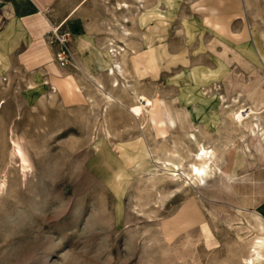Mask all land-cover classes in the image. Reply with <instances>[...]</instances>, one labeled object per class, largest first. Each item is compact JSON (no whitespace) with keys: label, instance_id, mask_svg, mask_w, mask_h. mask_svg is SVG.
<instances>
[{"label":"rangeland","instance_id":"rangeland-1","mask_svg":"<svg viewBox=\"0 0 264 264\" xmlns=\"http://www.w3.org/2000/svg\"><path fill=\"white\" fill-rule=\"evenodd\" d=\"M123 1L130 5L129 10L117 8V3ZM88 2L90 32L103 39L102 54L108 49L110 39L135 52L123 62L120 56H113V59L119 58L117 61L123 67L118 80L130 96L134 90H141L175 102L178 90L172 79L184 66L180 57L184 56L191 64L208 61L211 47L215 54L227 58L234 79L245 88L246 96L250 94L238 70L244 62L238 46L247 40L253 45L255 38L248 27L254 19L258 22V32L264 31V0H251L250 13L244 0H178L174 13H169L165 23L149 20L145 25H139L137 18L143 12L154 14L159 10L163 13L165 6L161 1ZM3 14L0 0V25ZM181 18L205 28L204 52L198 45L199 35L189 42L185 40ZM208 23L219 26L214 30ZM59 29L56 26L50 36L52 45L55 36L68 42V35L58 34ZM123 29L128 31L127 37L122 36ZM259 35L264 40V34ZM147 43L150 50H145ZM88 45L89 42L80 41L78 49ZM151 50L158 52L160 58L155 67L148 66ZM198 52L202 57L196 54ZM101 61L107 75L106 55ZM26 79L14 69L7 74L0 72V180L6 174L9 182L0 195V264H233L246 252L247 243L256 232L248 225V216L236 215L234 208L253 212L264 197V185L244 186L253 181L242 182L243 174L239 169L236 174L235 168L246 162L250 168L263 164L264 144L258 150L248 133L233 131L226 124H220L217 132L211 129L212 138L203 132L202 126L196 128L199 139L216 150L217 158L223 156L222 145L230 140L234 143L233 155L238 157L230 172L236 174L231 184L239 204L210 198L190 183L187 176L190 158L182 162V166L186 165L184 168H172L174 173L166 171L156 160L160 157L175 161L171 152L179 147L191 156L194 147L186 136L187 130L182 131L176 125L161 136L151 128L148 138L142 136L141 142L148 147L150 168L141 172L140 168L123 162L116 146L117 140H128L138 134V130L122 128L118 120L121 115L106 112L94 88L86 87L84 98L77 99L80 102L75 106L64 107L54 95H48L39 105L30 107L24 101L30 92L27 91L29 83L24 82ZM251 79L249 75L250 83ZM209 89L224 97V106L228 101L230 109L235 110L240 105L230 102L238 89L227 90H231L230 96L225 83ZM130 96L126 102L132 101ZM248 111L242 112L247 113L241 117L242 121L249 120L251 112ZM105 132L109 135L105 136ZM11 138L21 139L30 155L32 173L23 181L17 177L16 159L10 162ZM244 145L246 154L241 150ZM170 174L180 177H170ZM153 176L163 177L162 182L152 186L150 178ZM193 207L197 214L200 212L207 218L215 233L217 245L212 250L205 247L196 223L175 235L162 232L166 222ZM212 207L223 211L215 220L209 215ZM240 244H246L245 249Z\"/></svg>","mask_w":264,"mask_h":264},{"label":"bare ground","instance_id":"bare-ground-1","mask_svg":"<svg viewBox=\"0 0 264 264\" xmlns=\"http://www.w3.org/2000/svg\"><path fill=\"white\" fill-rule=\"evenodd\" d=\"M159 1H161L165 6L164 12L162 13L159 10L156 11L154 14L143 12L142 14H140L139 18H137L139 25H145L149 20H152L157 24L165 23L168 20L169 13L172 14L174 13L178 0H159ZM244 2L247 11H249L248 9L251 8V0H244ZM116 6L120 10L122 9L129 10L130 8V5L125 1L118 2ZM252 22H250L251 26L249 25L248 30L254 36L255 44L253 43L252 45L250 41L247 40V42L244 41L240 43L238 49L242 54L241 56H244L242 57V59L247 57V60L249 62L251 61L257 64V59L255 55V48H256L255 46H258L257 38L258 36H260L259 34H264V31H261L260 33L258 32V22L256 19H254ZM181 24L184 29V34L186 35L184 37L185 40L189 42L193 40L194 37L199 35L200 37L198 39L199 40L198 45L200 50L204 52L205 49L203 44L204 41L203 33L205 28H201L197 26L194 22H190L184 18H181ZM208 24L209 25L207 26H210V28H213L214 30L219 26L216 23H208ZM123 30L124 33L122 34V36L127 37L128 31L126 29ZM107 45H108V49L103 51V54L106 55V60L109 63L107 69V76L109 77L108 79L109 87L105 89L106 86H104V84L101 82L102 80L100 79L101 81H98L97 79L98 84H95L96 86L94 88V92L96 94L99 93L106 112L109 113L111 111H114L121 115L118 120L120 121V126L122 128L130 129L135 127L138 130V134L131 137L130 139L128 140L119 139L116 141V146L119 150L120 158L123 160V162L126 165H131L132 168H140L141 172L148 171L150 168L148 157L150 155L147 149L148 147L146 148L145 145H143V143L141 142V137L144 136L148 138L150 135L151 128H155L156 130L154 131H157V133H160L161 136H163L166 130L171 129L177 125L178 128L181 129L182 131L186 132L187 130L186 136L194 147V151L192 155L191 156L187 155L184 152L183 147H179L171 152V154L175 156L174 157L175 161L170 158L163 159L160 157H156V160L159 161L160 164L165 167L166 171H170L174 173L175 170H173L172 168L174 167L178 168L182 166L181 165L182 162L190 158L191 160L188 163L189 171L187 173L190 183H192L196 188L202 190L205 194L209 195L210 198L212 197L215 199H222V200L225 199L226 201L239 204L237 201V196L231 184V180L234 174H231L230 172L232 166L235 165L236 162L238 161L237 160L238 157L233 155L234 143H232V140H230L227 141V143H224L223 145L221 144L222 148L220 153L223 154V156L217 158L216 150L208 146V144L205 143L203 140L199 139V137L196 136L194 131L198 126L195 122L196 119L202 122V126L206 130V132H204V130L203 132L207 133L208 135L210 134L208 128L212 129L214 132H217L218 128L220 130L219 127L220 124L221 125L226 124V126H228L233 131L244 130L242 131V133L244 134L248 133L247 134L248 137L255 141L258 150L264 144V128H262L263 126L259 124L260 123L259 121H257V116L259 115L256 116L257 114L255 112L256 109H252L251 107L246 108L245 105H247L246 104L247 102L244 103V105L242 104L243 106L239 105L235 110L230 109L229 101L227 102L228 106L227 105L224 106V104H226L225 102H223L224 97L220 96L219 93L212 91V89L211 92L209 91L210 90L209 88L213 87V85L217 86L220 83H225L226 92L229 89L231 90L238 89L237 94L232 98L233 102H236V105L240 98V94H241L240 92L241 91L243 93L245 92L244 91L245 88L240 84V82H236V80L234 79L233 72L229 67V62L227 61V58L224 55L215 54L212 47H211L212 50L211 54H209V60H208L209 63H207L208 61L205 60L203 62L200 61L197 64H191L188 61V59L185 58L184 56L180 57L179 60L182 62L184 66L180 69V72L172 79L173 83L175 84L178 90L177 98L175 99V102H168L169 100L165 101L163 98L155 96L156 95L155 93H154L155 95L152 96V94L146 93L145 91H141V90H134L133 95L130 96V93L126 92L127 89H125V85H121L122 83H120V81L118 80V74L122 75L124 71L123 67L120 62L113 60V56L116 55L120 56L121 61L123 62L130 54H132L133 56L135 52L128 49V47L123 48L122 46L115 44V42H113L111 39L108 41ZM163 45L165 44L163 43ZM149 48L150 45L149 43H147L145 46V50ZM258 50L263 51V45L260 44ZM157 54L158 52L151 50L148 59L149 67H155L160 63L159 62L160 58L158 57ZM164 54L167 55L166 52H164ZM91 78H93V81L96 80L95 77H91ZM32 85L30 84L28 85V88L30 89L27 91H32L33 89ZM231 90L230 92H227L228 96H230ZM116 91L119 93H115ZM129 96L132 101L126 102L125 100L128 99ZM239 103L240 102H238V104ZM115 106L120 109L115 111L113 109ZM247 109H249L248 112H251L250 118L247 121H242L241 117L247 114L242 112ZM262 111L264 112V110ZM261 121H263V119ZM108 135L109 133L105 132V136ZM206 135L204 134V136ZM182 137L180 138L183 140ZM180 138H176V139H180ZM10 142H11V147L9 150V158L11 161L10 160L9 161L12 163V160L16 159V161L18 162V173H19V176L17 177L19 178L21 177L23 181L25 178L28 177V175H31L32 173V166L29 159L30 155L28 156V151L23 146L21 139L15 140L11 138ZM189 148L190 147H187V149ZM241 150L244 154H246V145H244V149L241 148ZM167 152L169 153L170 150H168ZM189 152H191V150H189ZM222 163L224 165H222ZM5 175L6 174H4L2 176V179L0 180V195L5 190V188L8 187L7 183H9L6 180ZM169 176L180 177V175L178 174L176 175L170 174ZM162 179L163 177L153 176L152 178H150V183L152 186H156L157 184H160L162 182ZM234 209L236 215L242 216L243 214L248 216V218H246L248 219L247 223L250 226V228L255 230L256 233L255 235H253V237L250 238V241H248L247 243L248 247L246 252L240 256L238 261H235L236 263L233 264H264V218L255 211L247 212L241 210L239 207H236ZM222 212H223L222 209L221 211H219L216 208L212 207V209L209 211L210 218L212 220H215L216 215L218 213H220L221 215ZM226 215H228V213H226L225 216ZM206 219H204V217L201 216L200 212H198L197 214L195 212V207H193L190 208L186 213H183L181 216L175 218L174 220L168 221L164 225L162 224L163 225L162 232L163 234L166 235H175L178 231H185L186 229H188V227L196 223L199 225V230H200L199 235L202 237L205 247L207 249L212 250L217 245V241H216L217 238H215L214 235L215 233L213 234L211 225H209L208 223L209 221ZM244 228L249 230L248 227H244ZM240 229L243 230V227L241 226ZM239 232L241 233L243 231L239 230ZM237 237L239 238V236ZM241 241L239 242L241 243ZM245 245L243 244V246H241L240 244L241 247H244ZM243 249H245V247ZM239 251L240 249L238 250V252Z\"/></svg>","mask_w":264,"mask_h":264},{"label":"crops","instance_id":"crops-1","mask_svg":"<svg viewBox=\"0 0 264 264\" xmlns=\"http://www.w3.org/2000/svg\"><path fill=\"white\" fill-rule=\"evenodd\" d=\"M88 1L1 0L4 14L0 25V72L7 74L14 69L27 77L25 83L34 84L32 91L28 92L29 95L24 99L26 106L39 105L48 95H54L64 107L75 106L80 102L77 99L84 98L86 87L95 88V84H98L97 79L102 80L105 89L109 87L106 67L101 61L104 58L101 52L103 39L98 34L92 35L90 32ZM56 26L60 28L58 34L68 35V42L60 41L57 39L59 37L55 36L53 45L50 43V36ZM262 38L263 36H258V46L254 47L257 64L249 62L245 57L238 69L247 91L250 92L246 96L241 91L238 102L241 103L240 105L247 102L246 108L256 109V116L259 115L257 121L263 126L264 41ZM80 41L89 42V45L79 50ZM253 43L255 44L254 40ZM260 44L263 45V51L258 50ZM196 54L202 57V53ZM196 54L192 58H195ZM118 59L116 57L113 60ZM249 75L252 76L251 83ZM91 77H95L96 80L93 81ZM233 96L234 94L231 96V103H234ZM195 122L197 128L202 126V122L198 119ZM203 130L206 132L204 127ZM208 130L212 133L210 128ZM196 136L200 135L196 134ZM236 169L241 170L243 174L242 182L245 179L253 181L244 186L264 185V163L250 168L246 162L237 166L235 173ZM235 173L231 182L235 180L237 174ZM262 198L254 207V211L264 218V197Z\"/></svg>","mask_w":264,"mask_h":264}]
</instances>
